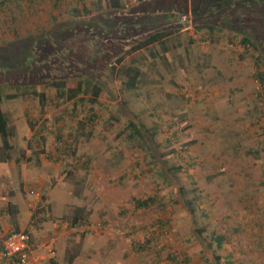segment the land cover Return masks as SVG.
Here are the masks:
<instances>
[{"label": "rangeland", "instance_id": "rangeland-1", "mask_svg": "<svg viewBox=\"0 0 264 264\" xmlns=\"http://www.w3.org/2000/svg\"><path fill=\"white\" fill-rule=\"evenodd\" d=\"M197 1L119 0L117 11L109 0H0L13 132L6 176L0 164V243L24 231L58 264H264V54L236 33L199 28ZM75 9L89 14L73 18ZM109 23L110 35L99 29ZM144 27L174 33L166 51L134 55L140 81L127 89L110 68ZM107 45L116 54L104 58ZM80 79L106 92L96 103L58 98L54 82Z\"/></svg>", "mask_w": 264, "mask_h": 264}, {"label": "trees", "instance_id": "trees-1", "mask_svg": "<svg viewBox=\"0 0 264 264\" xmlns=\"http://www.w3.org/2000/svg\"><path fill=\"white\" fill-rule=\"evenodd\" d=\"M82 1V0H80ZM142 2H146L147 0H141ZM110 6L119 11L123 9V6L119 2V0H109ZM171 3V2H170ZM198 5L200 6V12L198 15H194L196 17V22L198 23L199 28L206 29L209 32L214 33L216 30L218 31H229L231 33H236L239 42L242 47L245 49L255 48L257 51L262 52L264 54V0H198ZM145 6L146 4H142ZM167 2L163 4V6H166ZM173 6H176V3L173 4ZM183 4H178V10L181 11V7H183ZM81 11L79 9L73 10V18L76 17L79 19L85 15L89 14V12L85 9V13L81 14ZM212 18L219 19V22L214 23L212 21ZM221 19V20H220ZM89 21V20H88ZM83 22V21H82ZM73 24V23H72ZM75 25H69L70 29L76 28ZM117 27L115 24L109 23L108 28H100L103 32H107L108 35H110L112 32H110L112 29L110 27ZM141 26V25H140ZM131 26L127 23L124 24V26L119 27L118 33L127 34L125 32V29L130 28ZM258 32L257 36H254V31ZM251 31V32H250ZM140 34L132 37L129 33L128 36L132 38H128L127 42H131V46L127 51H125L121 55H114L116 57L115 64L111 66L112 73H115L116 69L117 74L124 73L123 77L125 80H123V83L127 89H135L139 83L140 78V72L136 66L138 64V60L134 58L135 54H137L140 51L146 50L149 47H152L156 44H160L163 46V50L166 51L167 48L165 46L166 42L168 41L167 38L174 33L173 30L171 31H152L150 33L146 34V28L139 29ZM93 42L94 39L92 38ZM107 49H105L106 52L109 51L108 55L106 54L107 58L109 56H113V54H116L114 52V48H111L107 45ZM100 48V47H99ZM4 51L8 54V56H15V51L13 48L7 47ZM102 52H99L97 50H93L94 55L92 59L95 60L96 57H98ZM112 54V55H110ZM102 58V60L104 59ZM133 58L132 60H128ZM11 60L2 61V64H5V69H9L10 67L14 66V62L10 64ZM16 66V65H15ZM9 67V68H8ZM0 68H2L0 66ZM260 81L262 86H264V76H260ZM53 87L57 90V95L59 99H63L65 102H70L74 100L75 98L82 96V95H90L93 96L92 102L96 103L97 100L102 96L103 93L106 92V89L99 85L96 82L91 81L90 79H80L78 83L77 88H66L67 83L66 82H54L52 84ZM39 87H36L34 89L35 92H33L34 96H37L39 98V103L44 108L48 102L49 98L47 97V94L44 91L38 90ZM7 87L4 86V84L0 83V137L2 139V150L0 154V164L3 168L4 175L6 176L8 174V164L11 160L12 154L11 151H13V145L11 144V138L13 136V132L10 129L9 126V119L3 109V105L8 99V94H6ZM41 91V92H40ZM14 98L15 96H11ZM97 114L94 113L89 118V122L92 124L95 123L97 119ZM94 122V123H93ZM82 127L85 126V124L80 123ZM130 127L134 131V134L140 135L141 129H143V126H137L135 123L131 122ZM175 154L174 150H171L169 155L162 154V159H168L166 156H173ZM2 173L0 175H2ZM13 194V193H12ZM12 196V195H11ZM151 202H153L152 199L148 200H138L136 203L137 208H145L149 207L151 205ZM11 209V208H10ZM9 211L11 212V210ZM75 225L79 224L80 218L74 219ZM19 231V230H17ZM218 244L222 245L223 240L222 238L218 239ZM2 252V243H0V253ZM74 258H70V263L73 262ZM220 260V259H218ZM52 264H58L55 260H52Z\"/></svg>", "mask_w": 264, "mask_h": 264}, {"label": "built area", "instance_id": "built-area-1", "mask_svg": "<svg viewBox=\"0 0 264 264\" xmlns=\"http://www.w3.org/2000/svg\"><path fill=\"white\" fill-rule=\"evenodd\" d=\"M49 250L50 256L40 255L34 250L26 232H11L3 242L0 264H52L55 252Z\"/></svg>", "mask_w": 264, "mask_h": 264}, {"label": "clouds", "instance_id": "clouds-1", "mask_svg": "<svg viewBox=\"0 0 264 264\" xmlns=\"http://www.w3.org/2000/svg\"><path fill=\"white\" fill-rule=\"evenodd\" d=\"M11 232H20V230L19 231H17V230H14V231H11ZM11 232H9L4 238H3V241L1 242L2 243V246H3V242H4V240H5V238L11 233ZM28 234V233H27ZM29 235V234H28ZM30 236V235H29ZM31 238V237H30ZM31 242H32V240H31ZM32 245H33V243H32ZM34 247V246H33ZM34 250H35V248H34ZM36 251V250H35ZM55 258V257H54ZM52 260H54V259H52Z\"/></svg>", "mask_w": 264, "mask_h": 264}]
</instances>
